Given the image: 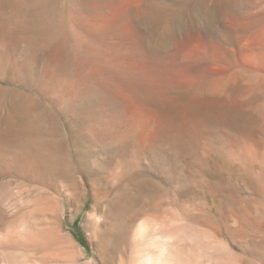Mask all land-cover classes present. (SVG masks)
<instances>
[{"label": "rangeland", "instance_id": "374dc122", "mask_svg": "<svg viewBox=\"0 0 264 264\" xmlns=\"http://www.w3.org/2000/svg\"><path fill=\"white\" fill-rule=\"evenodd\" d=\"M0 264H264V0H0Z\"/></svg>", "mask_w": 264, "mask_h": 264}, {"label": "bare ground", "instance_id": "6f19581e", "mask_svg": "<svg viewBox=\"0 0 264 264\" xmlns=\"http://www.w3.org/2000/svg\"><path fill=\"white\" fill-rule=\"evenodd\" d=\"M167 107V106H166ZM165 107H163L162 110H159L160 114L163 116L164 120H166V125L168 126V128H170L173 136L175 138H177V136H183L185 132L184 128L182 127V125L180 124V121L178 119V114L176 111H173L172 108L171 109H164ZM160 109V108H159ZM158 112V113H159ZM181 138V137H180ZM182 139V138H181ZM184 139V138H183ZM175 140V139H174ZM176 141V140H175ZM175 143V142H174ZM178 142H176L177 144ZM155 224V223H154ZM152 226H154L152 224ZM157 226V225H156ZM158 227V226H157Z\"/></svg>", "mask_w": 264, "mask_h": 264}]
</instances>
